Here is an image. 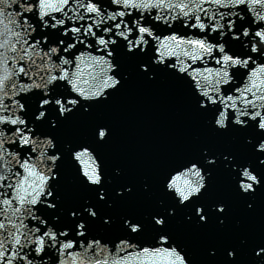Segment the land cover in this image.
<instances>
[{
	"label": "snow or ice",
	"instance_id": "snow-or-ice-1",
	"mask_svg": "<svg viewBox=\"0 0 264 264\" xmlns=\"http://www.w3.org/2000/svg\"><path fill=\"white\" fill-rule=\"evenodd\" d=\"M134 81L170 86L198 144L139 189L105 158L115 128L101 115ZM75 121L86 137L66 138ZM220 173L253 216L264 0H0V264H196L172 225L226 226ZM157 188L156 206L138 209ZM224 253L264 264V226Z\"/></svg>",
	"mask_w": 264,
	"mask_h": 264
},
{
	"label": "water",
	"instance_id": "water-1",
	"mask_svg": "<svg viewBox=\"0 0 264 264\" xmlns=\"http://www.w3.org/2000/svg\"><path fill=\"white\" fill-rule=\"evenodd\" d=\"M139 106L144 107L146 110L140 111ZM179 108L180 101L178 96L170 86L163 85L158 88H148L142 83L134 81L125 92L115 99L108 109L102 112V116L115 124V132H118L117 134L120 136H124L118 138L117 135L114 137L109 148L104 150V155L109 165L118 163L119 160L123 163L136 161L137 156L135 154L137 150L133 151L131 139L142 136L144 130L148 132L155 130L158 122V129L163 131V146L162 152H151V160L149 162L153 166L160 164L163 167L171 159L187 151L194 150L198 146L197 141L194 139L197 131L196 127L194 124L181 118ZM80 122L78 121V123ZM81 123L85 124V122ZM87 128L82 127L81 131L77 133L76 139L86 137L88 134ZM123 141V146L118 147L119 142ZM221 143L237 146L240 141L226 138ZM115 148H120L122 152L119 149L116 151ZM123 166L129 168L130 164ZM151 170L152 167L148 170L149 173L144 174L142 178L145 176L154 177V173L151 174ZM68 176L69 187L75 191L71 185V174L69 171ZM132 176L135 177V175ZM217 176L214 182L212 197L216 189H220L221 192L225 191L228 194L227 199L231 200L229 220L226 226L219 229L213 224L207 229H195L187 224L182 215H178L172 225L177 238L189 248L196 264H223L225 258L224 247L226 244L238 243L242 236L248 235L264 226V193L257 195L255 214L249 217L243 212V206L237 203L240 200L234 196L228 178L223 173ZM159 194L160 196H158ZM160 197L161 193L159 190H156L151 198L145 200V208L155 207L156 201ZM236 221H240V223L237 224ZM211 248L216 249L215 255L209 256L207 258L208 261H201L202 258L199 253L206 252L209 255V250L207 251V249ZM246 261L247 257L241 255V264H246Z\"/></svg>",
	"mask_w": 264,
	"mask_h": 264
}]
</instances>
